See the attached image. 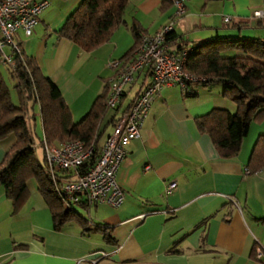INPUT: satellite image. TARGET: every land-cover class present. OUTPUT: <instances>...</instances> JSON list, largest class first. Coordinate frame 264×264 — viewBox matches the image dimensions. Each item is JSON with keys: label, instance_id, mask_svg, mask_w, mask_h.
I'll use <instances>...</instances> for the list:
<instances>
[{"label": "crops", "instance_id": "0c3cea01", "mask_svg": "<svg viewBox=\"0 0 264 264\" xmlns=\"http://www.w3.org/2000/svg\"><path fill=\"white\" fill-rule=\"evenodd\" d=\"M79 1L48 0L31 34L19 30L16 35L59 87L73 121L107 84V62L122 58L134 42L128 24L91 50L59 36L56 30ZM184 2L185 12L173 20V30L185 45L224 35L255 36L254 29L264 24V17L253 15L262 0ZM159 5L160 0H130L124 17L127 23L135 17L146 33H153L170 20L174 8L162 11ZM148 79V72H138L109 115L118 116ZM186 90L195 94L185 95ZM221 91L222 84L213 81L190 83L188 89L166 85L155 94L140 134L127 144L117 170L123 201L74 205L87 226L73 218L55 228L46 200L30 179L17 209L0 186V264H76L82 257L87 264H264L254 258L256 241L264 244V166L255 173L245 171L253 142L264 132V118L250 122L236 156L222 157L210 134L194 123L196 115L212 107L235 110ZM29 117L32 126L35 117ZM112 123L104 127L99 145ZM13 140L12 134L0 139V161ZM169 180L176 186L165 192ZM96 224L108 228L110 236Z\"/></svg>", "mask_w": 264, "mask_h": 264}, {"label": "trees", "instance_id": "16d2710c", "mask_svg": "<svg viewBox=\"0 0 264 264\" xmlns=\"http://www.w3.org/2000/svg\"><path fill=\"white\" fill-rule=\"evenodd\" d=\"M129 2L80 0L56 31L59 36L72 40L82 49L91 50L107 41L119 25L128 24L134 42L122 58L131 59L146 29L135 17L127 23L124 10ZM171 6L172 0H160L159 10H167ZM178 37L173 29L165 34L169 44H177L172 50L191 47L187 54V66L195 75L206 77L196 82L204 85L220 82L222 94L236 104L234 111L212 107L194 117L196 128L210 134L220 155L234 157L240 152L250 122L264 118V37L224 35L190 45L179 43ZM16 41L20 47V52L13 53L16 65L14 68L7 65V69L15 79L18 103L12 101L10 87L0 67V139L10 134L14 136L0 161V186L17 209L26 196L28 180L34 177L38 191L48 204L55 228L73 218L87 226L86 218L74 206L68 208L62 204L47 173L44 153L42 159L35 153L34 135L29 124V116L33 114L29 109L38 104L42 136L47 142L80 138L86 144L92 141L97 144L104 127L114 120V113L109 115L106 106L108 82L95 97L89 110L79 120L73 121L59 87L43 73L36 58L23 50L17 38ZM229 49L233 52H225ZM184 94L195 93L186 90ZM94 156L86 160L83 168L93 162ZM246 166L249 173H255L264 166V132L257 134ZM94 228L110 236L108 228L99 224Z\"/></svg>", "mask_w": 264, "mask_h": 264}, {"label": "built area", "instance_id": "2783aa9c", "mask_svg": "<svg viewBox=\"0 0 264 264\" xmlns=\"http://www.w3.org/2000/svg\"><path fill=\"white\" fill-rule=\"evenodd\" d=\"M172 4L174 8L170 20L153 33H143L131 59L112 58L107 62V67L111 69L107 78L106 106L109 109L118 106L124 86L132 83L138 72H148L149 79L141 83L127 107L114 118L103 142L100 145L94 141L86 144L80 138L47 142L41 137L47 173L65 207L99 202L119 205L124 192L117 180V170L126 156L127 144L139 136L155 94L166 85L188 89L191 82L206 79L195 75L187 66V54L191 47L172 50L165 38V34L173 29V20L185 12L184 0H172ZM47 5L48 0H0V63L15 67L13 53L20 52L16 41L18 31L31 34ZM253 15L264 17V0ZM93 154V162L83 168ZM245 171L249 172L248 168ZM175 186L176 181L169 180L164 191L170 192ZM227 198L240 209L233 196L227 195ZM144 215L139 214L138 218ZM254 258L264 263V244L259 241L254 247ZM76 264H87L86 259L78 258ZM92 264H98V260H93Z\"/></svg>", "mask_w": 264, "mask_h": 264}, {"label": "rangeland", "instance_id": "374dc122", "mask_svg": "<svg viewBox=\"0 0 264 264\" xmlns=\"http://www.w3.org/2000/svg\"><path fill=\"white\" fill-rule=\"evenodd\" d=\"M263 21H264V19H263ZM254 30H256L254 32L255 34H252V35L264 36V24H263V26L258 27L257 29H254ZM227 51H228V53L233 52L232 49L226 50L225 52H227ZM0 67L4 73L6 82L8 83V85L10 87L12 100L14 101V103H18V94H17L16 88L14 87L15 79L10 75L6 64L0 63ZM191 83L202 84L201 82H191ZM29 110H30V113H32L35 117V119H32V126H31L32 131H33V135H34V141H35V153L39 159H42L44 150H43L42 144H40V140H41V136H42V126H41L40 111H39L38 104L37 103L34 104V106L32 108L30 107ZM112 111H113V109L110 108L109 114ZM34 123H35V125H34ZM103 139H104V134L101 137L100 141H102ZM30 182L36 183V179L34 177H32V178H30ZM77 208L81 209V206L77 205Z\"/></svg>", "mask_w": 264, "mask_h": 264}]
</instances>
